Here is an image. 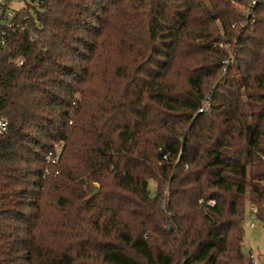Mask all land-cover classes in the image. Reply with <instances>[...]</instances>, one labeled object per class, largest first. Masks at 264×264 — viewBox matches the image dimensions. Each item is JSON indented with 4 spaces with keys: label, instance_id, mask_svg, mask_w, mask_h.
Wrapping results in <instances>:
<instances>
[{
    "label": "trees",
    "instance_id": "16d2710c",
    "mask_svg": "<svg viewBox=\"0 0 264 264\" xmlns=\"http://www.w3.org/2000/svg\"><path fill=\"white\" fill-rule=\"evenodd\" d=\"M19 1L25 29L0 49V264H246L264 0Z\"/></svg>",
    "mask_w": 264,
    "mask_h": 264
},
{
    "label": "built area",
    "instance_id": "2783aa9c",
    "mask_svg": "<svg viewBox=\"0 0 264 264\" xmlns=\"http://www.w3.org/2000/svg\"><path fill=\"white\" fill-rule=\"evenodd\" d=\"M15 1L18 0H0V49L2 51H8L9 49V38L10 32H15L19 30L20 32L24 31L25 27L22 24L21 17L19 16V11H14L11 8L12 3L14 4ZM15 63L17 65H21L22 61L16 60ZM209 110V103L206 102L202 105V107L198 110L199 113L207 112ZM9 130L8 121L0 117V136L4 135ZM58 144L53 145V151L50 152L46 157L45 160L47 164L56 166L58 162V154L60 151ZM48 174V171L44 172V176ZM57 174V173H56ZM209 206H213L214 202L209 201L207 203ZM252 217L251 219L254 220L256 214V208L252 207ZM249 228H254V224L251 222L249 223ZM250 262L251 264H258L253 255H250Z\"/></svg>",
    "mask_w": 264,
    "mask_h": 264
},
{
    "label": "rangeland",
    "instance_id": "374dc122",
    "mask_svg": "<svg viewBox=\"0 0 264 264\" xmlns=\"http://www.w3.org/2000/svg\"><path fill=\"white\" fill-rule=\"evenodd\" d=\"M25 4L21 1H15L14 4L12 3L11 8L14 11H18L21 9ZM60 151V145L59 149ZM58 155V159L60 157V153ZM98 188V185H96ZM150 193L151 195L154 194V184L150 183ZM252 207L248 202H246L245 206V215L243 221V242L241 246V252L244 257L245 263L248 264L250 260V255H253L255 260L258 264H264V225H262L259 221L251 219L252 217ZM253 223L255 225L254 229L249 228V223Z\"/></svg>",
    "mask_w": 264,
    "mask_h": 264
},
{
    "label": "crops",
    "instance_id": "0c3cea01",
    "mask_svg": "<svg viewBox=\"0 0 264 264\" xmlns=\"http://www.w3.org/2000/svg\"><path fill=\"white\" fill-rule=\"evenodd\" d=\"M254 228H255V225H254ZM254 228H252V229H254Z\"/></svg>",
    "mask_w": 264,
    "mask_h": 264
}]
</instances>
